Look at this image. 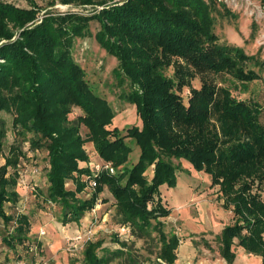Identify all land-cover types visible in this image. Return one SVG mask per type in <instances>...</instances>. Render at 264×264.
Returning a JSON list of instances; mask_svg holds the SVG:
<instances>
[{
  "label": "trees",
  "instance_id": "1",
  "mask_svg": "<svg viewBox=\"0 0 264 264\" xmlns=\"http://www.w3.org/2000/svg\"><path fill=\"white\" fill-rule=\"evenodd\" d=\"M23 1L30 7L0 0V152L7 134L1 113H7L12 130L23 140L30 135L32 150L47 152L46 200L61 206L64 222H79L106 188L119 223L134 236L153 228L160 245L157 264H174L179 238L164 231L160 220L170 211L159 194L163 186H176L174 160H184L195 172L210 176L222 208L232 213L233 223L219 236L220 256L232 264V247L237 246L264 264L262 108L210 78L228 74L244 91L260 79L254 67L264 64L219 43L212 16L217 0H59L91 7L92 13L48 12L41 19L34 0ZM92 21L98 24L95 42L117 61L114 72L129 82L123 98L135 107L141 123L124 135L117 127L110 129L113 108L91 88L72 55L74 40L89 36ZM169 68L171 76L165 74ZM196 76L199 88L191 85ZM185 88L186 103L181 95ZM73 109L80 114L70 120ZM86 143L114 173L90 169ZM132 145L139 151L135 162ZM23 156L20 146L12 144L0 165V217L15 225L11 236L2 239L10 248L25 245L30 227L27 216L4 211L5 203L18 201L14 188ZM150 169L151 178L146 175ZM68 181L74 190L66 189ZM90 181L91 197L78 198ZM93 249L85 251V262L102 264Z\"/></svg>",
  "mask_w": 264,
  "mask_h": 264
},
{
  "label": "rangeland",
  "instance_id": "2",
  "mask_svg": "<svg viewBox=\"0 0 264 264\" xmlns=\"http://www.w3.org/2000/svg\"><path fill=\"white\" fill-rule=\"evenodd\" d=\"M9 2L20 8L30 7L23 0ZM34 3L40 10V19L48 12L92 13L91 7L63 5L59 0H34ZM212 16L213 32L219 43L238 47L264 64V4L261 0H217ZM97 29L98 24L90 22L89 36L74 40L72 55L84 69L91 88L113 108L115 118L110 129L117 127L124 135L126 129L140 127L141 123L135 107L123 98L130 91L128 80L114 72L117 61L106 54L93 38ZM254 70L260 79L247 84L244 91L228 74L211 75L210 78L216 84L228 87L235 97L258 103L262 108L260 120L264 126V67H254ZM172 72V68H169L165 74L171 76ZM191 85L200 87L199 76L191 81ZM181 95L186 103L188 89L185 88ZM79 114L78 109H73L69 119H75ZM1 116L6 122L7 134L0 160L9 156L12 144L19 145L24 155L19 158V175L14 188L19 195L18 201L16 204L5 203L4 210L6 215L27 216L30 227L25 245L10 248L2 239L11 236L15 225L13 222L5 224L0 217V264H87L84 255L91 245H94L95 255L103 260L102 264L158 263L160 245L155 230L151 228L140 236L132 235L128 227L119 223L115 201L106 188L99 194L94 208L86 212L79 222H64L61 206L46 200L47 152L32 150L30 135L23 140L11 128V115L1 113ZM86 133L87 130L81 126L82 137ZM132 148L130 159L135 162L139 151L133 145ZM84 149L91 164L104 165L90 143H86ZM174 164L178 166L176 186H163L159 194L162 204L170 211L168 217L160 220L164 231L168 235L175 233L179 238L174 264H228L219 254V236L224 226L233 223V219L232 213L222 208L218 186H211L210 176L195 172L186 161L174 160ZM146 175L152 177L151 169ZM81 179L87 180L84 176ZM89 183L77 194L78 198L91 197L93 188ZM65 187L67 190L75 189L71 181ZM260 194L264 201V183L260 187ZM232 248L236 254L232 264H261L260 257L245 254L237 246Z\"/></svg>",
  "mask_w": 264,
  "mask_h": 264
},
{
  "label": "built area",
  "instance_id": "3",
  "mask_svg": "<svg viewBox=\"0 0 264 264\" xmlns=\"http://www.w3.org/2000/svg\"><path fill=\"white\" fill-rule=\"evenodd\" d=\"M90 169L94 172V173H97L98 171H100V170H103V169H108L109 170V172L110 173H114V171H113V169L112 168H109V165L108 164H105L104 163V165H94V164H91L90 163ZM90 184V186L93 188V186H94V182H90L89 183Z\"/></svg>",
  "mask_w": 264,
  "mask_h": 264
},
{
  "label": "crops",
  "instance_id": "4",
  "mask_svg": "<svg viewBox=\"0 0 264 264\" xmlns=\"http://www.w3.org/2000/svg\"><path fill=\"white\" fill-rule=\"evenodd\" d=\"M91 144V148H93V145H92V143H90ZM3 161H4V159H2V160H0V165H2L3 164ZM9 204V203H8ZM5 211V210H4ZM2 221H1V219H0V223H1ZM1 226V225H0ZM2 227V226H1Z\"/></svg>",
  "mask_w": 264,
  "mask_h": 264
}]
</instances>
